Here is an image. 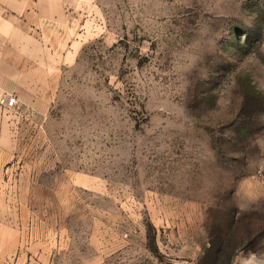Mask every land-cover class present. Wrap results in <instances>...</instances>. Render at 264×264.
<instances>
[{
  "label": "rangeland",
  "instance_id": "1",
  "mask_svg": "<svg viewBox=\"0 0 264 264\" xmlns=\"http://www.w3.org/2000/svg\"><path fill=\"white\" fill-rule=\"evenodd\" d=\"M46 2L0 264H229L263 222L264 0Z\"/></svg>",
  "mask_w": 264,
  "mask_h": 264
},
{
  "label": "crops",
  "instance_id": "2",
  "mask_svg": "<svg viewBox=\"0 0 264 264\" xmlns=\"http://www.w3.org/2000/svg\"><path fill=\"white\" fill-rule=\"evenodd\" d=\"M47 12L46 0H0V45L24 46L17 55L0 53V87L13 95L16 93L19 99H25L22 95L25 89L35 94L44 93V75L40 79L34 65L32 67L36 69L33 71L37 73L29 71L22 75L18 70L20 63L16 65L14 62L39 60L25 46L35 43V35H39V31L45 26ZM10 111L12 110L0 103V178L7 161L4 158L14 156V134L6 126ZM5 187L7 185L0 180V188ZM20 201L23 206V200ZM20 201L13 196H0V237L10 236L15 225L19 226V222L23 220L17 213L18 207L16 208ZM261 213V229L246 232L245 239L239 240L240 245L236 246L230 264H264V209Z\"/></svg>",
  "mask_w": 264,
  "mask_h": 264
},
{
  "label": "built area",
  "instance_id": "3",
  "mask_svg": "<svg viewBox=\"0 0 264 264\" xmlns=\"http://www.w3.org/2000/svg\"><path fill=\"white\" fill-rule=\"evenodd\" d=\"M0 103L5 106V108L12 109L18 103V98L16 95L9 94L6 90L0 92Z\"/></svg>",
  "mask_w": 264,
  "mask_h": 264
},
{
  "label": "trees",
  "instance_id": "4",
  "mask_svg": "<svg viewBox=\"0 0 264 264\" xmlns=\"http://www.w3.org/2000/svg\"><path fill=\"white\" fill-rule=\"evenodd\" d=\"M235 255V253H233L232 255H231V257H230V261H229V264L231 263V259H232V257Z\"/></svg>",
  "mask_w": 264,
  "mask_h": 264
}]
</instances>
